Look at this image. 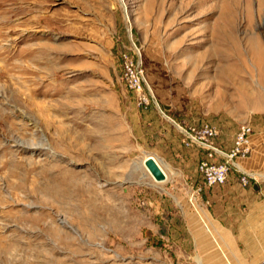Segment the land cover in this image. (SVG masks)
Wrapping results in <instances>:
<instances>
[{
  "label": "rangeland",
  "instance_id": "1",
  "mask_svg": "<svg viewBox=\"0 0 264 264\" xmlns=\"http://www.w3.org/2000/svg\"><path fill=\"white\" fill-rule=\"evenodd\" d=\"M123 2L0 0V264H210L211 236L228 264H253L241 241H264V210L250 194L236 207L253 158L215 187L228 196L213 212L209 187L164 155L181 127L216 126L227 152L243 125L264 129V0Z\"/></svg>",
  "mask_w": 264,
  "mask_h": 264
},
{
  "label": "crops",
  "instance_id": "2",
  "mask_svg": "<svg viewBox=\"0 0 264 264\" xmlns=\"http://www.w3.org/2000/svg\"><path fill=\"white\" fill-rule=\"evenodd\" d=\"M168 145H170L171 148L168 153L164 155V158L168 161V164L170 162L172 163V166L178 167L176 169H180V171L182 170L184 176L183 178L186 181L189 180V182L193 185L197 182L202 183V179L198 173V163L200 159L195 155L196 150L199 149L197 147L187 148L184 144H182V142H180V140L176 139L169 140ZM253 148L254 149L251 157L253 158V162L255 161L254 163L257 165L258 172L254 173V177L251 178V187L248 186L246 189H242V191L239 193V202H237L236 207L238 208V206L243 204L244 198H240L241 195L244 196L245 194H250L252 208L254 210H264V171H262L264 170V129L254 132ZM163 170L166 173L168 179V171L166 169ZM171 174L174 173L171 171ZM215 187L208 188L203 193L204 200L211 203V210L213 212L225 206L228 196L227 190L216 189ZM230 205H232V203H229L228 207ZM228 218L229 216L227 215H220L217 216L214 221L219 223V225L223 228L228 229L229 225H232V223H227L226 220H228ZM236 219L239 221V223H237L239 224V228L243 230V222L246 220H244V218H241V220L238 218ZM242 234H244V231ZM199 239L200 238L194 240L197 242ZM205 242L209 243L210 246H205L199 251L200 254L204 256V260L209 256L210 264H228L227 256L223 252L222 247H216L214 245L215 242H219L214 236L207 238ZM241 242L243 244L242 250L244 252L250 250L249 252L251 253L249 256H247V258H251L253 264H264V241L252 240V242L249 243L248 240L243 239Z\"/></svg>",
  "mask_w": 264,
  "mask_h": 264
},
{
  "label": "built area",
  "instance_id": "3",
  "mask_svg": "<svg viewBox=\"0 0 264 264\" xmlns=\"http://www.w3.org/2000/svg\"><path fill=\"white\" fill-rule=\"evenodd\" d=\"M124 78L139 94L145 95L146 80L142 74L135 72L133 60L126 59L123 64ZM183 144L187 148L197 147L204 150L203 157L198 163V173L205 187H215L226 183L233 167L240 166L236 159H247L253 153L254 129L250 125H243L235 135L233 147L226 151L219 143L218 128L212 124L202 122L193 128L181 127ZM240 182L247 187L251 184V176L242 172ZM198 187V191H202Z\"/></svg>",
  "mask_w": 264,
  "mask_h": 264
},
{
  "label": "bare ground",
  "instance_id": "4",
  "mask_svg": "<svg viewBox=\"0 0 264 264\" xmlns=\"http://www.w3.org/2000/svg\"><path fill=\"white\" fill-rule=\"evenodd\" d=\"M122 2H123V0H121ZM124 3V2H123ZM124 7H125V5H124ZM257 51H258V54H257V63H258V65L261 67V70H262V72H263V76H264V50H263V48H262V46H261V44L259 43L258 44V47H257ZM254 91V90H253ZM252 91V92H253ZM18 144L19 145H21V143L20 142H18ZM31 148H33V149H38V148H44V144L42 143V142H38V143H35V144H30L29 145ZM149 154H147V155H144V157H143V159L142 160H140V166L141 167H144L145 169H147L148 171V173H150L151 175H152V177L155 179V181H157V182H164L165 180H160V179H157L156 178V176H155V174L148 168V166L146 165V160H148L149 159V156H148ZM150 159H154L155 160V162L157 163V165L159 166V168L163 171V173L165 174V176H166V179H167V175H166V173L164 172V170L163 169H165L164 167H163V164L155 157V156H152V157H150ZM163 168V169H162Z\"/></svg>",
  "mask_w": 264,
  "mask_h": 264
},
{
  "label": "water",
  "instance_id": "5",
  "mask_svg": "<svg viewBox=\"0 0 264 264\" xmlns=\"http://www.w3.org/2000/svg\"><path fill=\"white\" fill-rule=\"evenodd\" d=\"M150 157L152 156H149V159L146 160V165L148 166V168L155 174L157 179L166 180V176L163 171L159 168L155 160L150 159Z\"/></svg>",
  "mask_w": 264,
  "mask_h": 264
}]
</instances>
